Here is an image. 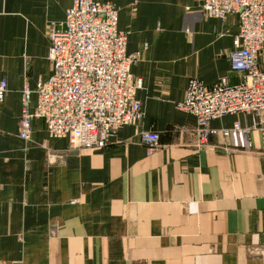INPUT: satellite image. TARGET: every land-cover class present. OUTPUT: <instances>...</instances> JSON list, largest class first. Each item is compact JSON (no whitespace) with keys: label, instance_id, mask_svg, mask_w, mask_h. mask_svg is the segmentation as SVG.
Listing matches in <instances>:
<instances>
[{"label":"crops","instance_id":"1","mask_svg":"<svg viewBox=\"0 0 264 264\" xmlns=\"http://www.w3.org/2000/svg\"><path fill=\"white\" fill-rule=\"evenodd\" d=\"M100 1L118 8L138 55L144 116L107 147L80 150L39 117L19 136L23 90L52 75L50 26L73 0H0V264H264V115L215 119L202 143L179 107L191 77L240 80L229 61L238 17L208 15L200 0ZM237 122L250 146L222 134ZM148 130L160 134L155 148L141 139Z\"/></svg>","mask_w":264,"mask_h":264},{"label":"built area","instance_id":"2","mask_svg":"<svg viewBox=\"0 0 264 264\" xmlns=\"http://www.w3.org/2000/svg\"><path fill=\"white\" fill-rule=\"evenodd\" d=\"M200 6L208 15L234 14L239 20L229 61L240 80L231 83L222 77L207 86L191 77L179 104L196 116L197 136L203 143L219 132L211 127L215 119L230 114L264 115V0H200ZM118 21V10L111 2L73 0L62 25L51 24L52 75L38 84L34 111L30 109V89L23 91L21 138L30 137L32 120L39 117L49 137H66L73 148L101 149L121 127L142 119L143 104L136 96L142 81L131 73L138 55L128 53V33L119 28ZM7 92L8 81L0 69V102ZM255 126L260 127L264 146V121ZM248 132L240 122L222 130L227 137H244ZM141 139L154 145L160 134L144 131Z\"/></svg>","mask_w":264,"mask_h":264},{"label":"rangeland","instance_id":"3","mask_svg":"<svg viewBox=\"0 0 264 264\" xmlns=\"http://www.w3.org/2000/svg\"><path fill=\"white\" fill-rule=\"evenodd\" d=\"M108 2H110V1H108ZM112 3V2H111ZM113 4V3H112ZM113 6L118 10V8L113 4ZM118 14H119V10H118ZM264 55V50H263V52H262V56ZM1 69V68H0ZM45 81V80H44ZM40 82H42V81H40ZM39 82V83H40ZM38 83V84H39ZM38 84H37V86H36V88L34 89V90H32L31 88H29L28 86V89H30V91H31V95L33 94V93H35V91H36V89H37V87H38ZM26 88V87H25ZM24 91V90H23ZM180 107V106H179ZM22 110H23V108H22ZM35 110V109H34ZM33 110V111H34ZM189 113V112H188ZM192 114V113H191ZM143 116H144V109H143ZM195 116V115H194ZM196 117V116H195ZM20 119H21V117H20ZM142 119H143V117H142ZM141 119V120H142ZM197 119V118H196ZM141 120L139 121V122H141ZM138 122V123H139ZM19 129H20V121H19ZM197 129H198V123H197ZM223 130H225V129H223ZM148 131H152V130H148ZM31 132H32V130H31ZM154 132H156V131H154ZM196 132H197V130H196ZM222 132V131H221ZM158 133V132H157ZM223 134V133H222ZM211 135H215V134H210L209 136H208V138L211 136ZM224 135V134H223ZM20 136V135H19ZM30 136H31V134H30ZM198 137V136H197ZM246 137V139H247V141H246V144L244 143V145H246V147L247 146H250V141H249V132H248V134L245 136ZM207 138V139H208ZM29 139V138H28ZM199 140V139H198ZM200 141V140H199ZM207 141V140H206ZM205 141V142H206ZM262 141H263V139H262ZM205 142H203V143H205ZM158 144V143H157ZM157 144H154V145H149L150 147H152V148H155L156 146H157ZM108 146V145H107ZM106 146V147H107ZM71 147V146H70ZM71 148H73V147H71ZM105 148V147H104ZM263 148H264V146H263ZM73 149H80V150H83V148H73ZM101 149H103V148H101ZM85 150H88V149H85ZM93 150H95V149H93ZM96 150H98V149H96Z\"/></svg>","mask_w":264,"mask_h":264}]
</instances>
